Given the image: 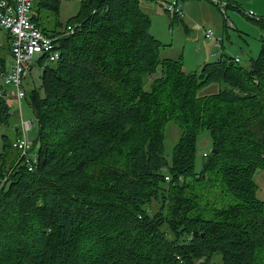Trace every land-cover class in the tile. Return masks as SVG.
Here are the masks:
<instances>
[{
    "label": "trees",
    "instance_id": "obj_1",
    "mask_svg": "<svg viewBox=\"0 0 264 264\" xmlns=\"http://www.w3.org/2000/svg\"><path fill=\"white\" fill-rule=\"evenodd\" d=\"M59 6L32 4L43 32L76 27L58 39V62L37 63L40 86L25 88L37 126L31 171L2 136L0 264H264L253 180L264 172V37L248 68L219 58L186 72L159 56L140 0H80L65 23L40 27L42 11L57 18ZM252 21L264 34V16ZM209 83L222 88L199 96ZM10 108L0 96V124ZM169 121L181 130L170 164ZM202 130L211 150L195 171Z\"/></svg>",
    "mask_w": 264,
    "mask_h": 264
},
{
    "label": "rangeland",
    "instance_id": "obj_2",
    "mask_svg": "<svg viewBox=\"0 0 264 264\" xmlns=\"http://www.w3.org/2000/svg\"><path fill=\"white\" fill-rule=\"evenodd\" d=\"M172 0H140V7L150 18L149 32L154 38L160 42L159 56L161 58L169 59H181L183 63V70L186 72H194L200 70V68L207 61H218L219 58L226 59L229 54L232 59L238 58L239 61L235 62L236 65L247 67L250 65V59L255 58L260 50L261 42L260 37H264V34L258 29L252 20L245 14L248 12L254 13L257 17L264 16V0H224L232 6H229L226 12L230 16L234 14L238 18V23L234 20L230 21L237 27L229 28L224 27V20L226 17L221 13L220 9L215 6L211 0H179L183 6V10L189 7L199 19L195 20L191 17L179 16L174 18L170 13L166 11L167 4ZM217 1V0H215ZM80 7V0H60L58 17L50 12L42 11V24L40 27L52 26L57 19L62 24L69 18L75 16ZM263 11H262V10ZM218 24L220 35L223 36V42L225 51L224 55H220L219 47H212V40L205 38L204 30L212 29L216 37L218 32L215 25ZM232 24V25H233ZM231 35V39H228L224 32ZM218 35V36H217ZM4 32L0 29V43L4 41ZM231 43V44H230ZM217 50L218 55L209 57L210 50ZM236 55V56H235ZM238 56V57H237ZM208 62V63H209ZM9 66V62H8ZM30 71L27 79L25 80V88L30 86L38 88L40 86V73L41 68L38 64L32 61L30 63ZM222 85L219 83H209L202 86L199 91V96H204L212 93H216ZM10 86H3V90L6 94L10 95ZM7 103L11 107L10 109L16 112L7 123L0 124V150L2 149V136L6 135L10 141L15 139L16 127L20 121L18 116L17 102L12 99H7ZM21 118L24 121L34 120L33 113L29 108L25 99L21 100ZM37 134V126L34 125L28 132V136L34 141ZM181 130L175 125L174 122H167L164 130L163 150L164 158L168 164L172 159L173 147L179 139ZM211 150V139L209 132L202 130L198 135V141L195 149V171H199L202 156ZM37 146L29 152V157L34 159L36 157ZM19 157V154H18ZM254 182L257 185L256 195L264 201V172L256 171ZM154 209V207H152Z\"/></svg>",
    "mask_w": 264,
    "mask_h": 264
},
{
    "label": "built area",
    "instance_id": "obj_3",
    "mask_svg": "<svg viewBox=\"0 0 264 264\" xmlns=\"http://www.w3.org/2000/svg\"><path fill=\"white\" fill-rule=\"evenodd\" d=\"M221 13L227 18L226 9L230 5L224 0H211ZM33 0H0V29L8 36L10 47V58L8 69L0 70V96L12 99L17 102L18 116L20 121L14 130L16 137L13 147L18 151V161L25 165L29 171L34 168L36 157L31 159L29 152L34 148L33 140L28 136V132L35 125V120L24 121L21 118V100L26 98L24 80L30 71V63L39 61L44 64L56 63L60 60L61 53L58 49V39L61 36L72 35L76 25H67L58 34L43 32L31 20ZM237 8V6H232ZM166 10L172 16H182V5L179 0L170 1ZM247 17L259 20L254 13L248 12ZM227 26L233 27L227 20ZM204 36L213 40L216 46L220 45V40L214 36L212 29L204 30ZM239 61L238 58L230 59V62ZM10 86V95L6 94L3 86ZM16 112L9 109L8 114L13 116ZM206 154L204 153L203 156ZM165 180L169 181V176L165 174Z\"/></svg>",
    "mask_w": 264,
    "mask_h": 264
},
{
    "label": "crops",
    "instance_id": "obj_4",
    "mask_svg": "<svg viewBox=\"0 0 264 264\" xmlns=\"http://www.w3.org/2000/svg\"><path fill=\"white\" fill-rule=\"evenodd\" d=\"M182 8H183V6H182ZM142 9V8H141ZM143 10V9H142ZM262 10V9H261ZM263 11V10H262ZM144 12V11H143ZM182 12H183V14L185 15V16H188V17H191L192 19H195V20H197V19H199V17H197L196 16V14L193 12V11H191L190 9H189V7H186V9L185 10H183L182 9ZM145 13V12H144ZM226 14H227V17H228V19L230 20V21H232V20H234L236 23H238V18H237V16L236 15H234V14H231L230 16L228 15V13L226 12ZM227 19V20H228ZM232 19V20H231ZM227 20L225 19L224 20V27L225 26H227ZM232 24H233V22H232ZM215 27H216V30H217V32H218V35H220V31H219V26H218V24H216L215 25ZM235 27H237L236 25L234 26V24H233V27H229V28H232V29H234ZM225 29H227L226 27H225ZM235 30H236V28H235ZM213 31V30H212ZM213 33H214V31H213ZM215 33H216V31H215ZM214 33V36L216 37V34ZM217 35V36H218ZM224 35L228 38V39H231V35H228V33H227V31L226 32H224ZM216 38H218L219 40H220V45L219 46H216L215 45V42L212 40V47H214V48H217V47H219V50H220V54L218 55L217 54V50L218 49H216V50H210V52H209V57H213L214 58V55H218V56H220V55H224V51L226 50L225 49V47H224V43H222L223 42V36L222 35H220V36H218V37H216ZM231 44V43H230ZM230 55H232V54H229L228 56V58H230L231 56ZM236 56V55H235ZM238 57V56H237ZM239 58V57H238ZM209 61H207L206 63H208ZM205 64V63H204ZM28 76V75H27ZM27 78V77H26ZM26 80V79H25ZM25 80H24V82H25Z\"/></svg>",
    "mask_w": 264,
    "mask_h": 264
},
{
    "label": "bare ground",
    "instance_id": "obj_5",
    "mask_svg": "<svg viewBox=\"0 0 264 264\" xmlns=\"http://www.w3.org/2000/svg\"><path fill=\"white\" fill-rule=\"evenodd\" d=\"M27 79V78H26Z\"/></svg>",
    "mask_w": 264,
    "mask_h": 264
},
{
    "label": "water",
    "instance_id": "obj_6",
    "mask_svg": "<svg viewBox=\"0 0 264 264\" xmlns=\"http://www.w3.org/2000/svg\"><path fill=\"white\" fill-rule=\"evenodd\" d=\"M214 152V151H213Z\"/></svg>",
    "mask_w": 264,
    "mask_h": 264
}]
</instances>
